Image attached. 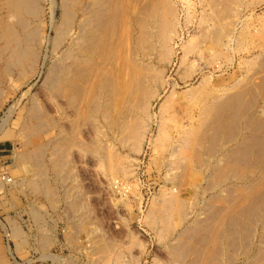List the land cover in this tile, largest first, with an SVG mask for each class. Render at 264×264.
Returning <instances> with one entry per match:
<instances>
[{
    "label": "bare ground",
    "instance_id": "bare-ground-1",
    "mask_svg": "<svg viewBox=\"0 0 264 264\" xmlns=\"http://www.w3.org/2000/svg\"><path fill=\"white\" fill-rule=\"evenodd\" d=\"M220 1L207 7L209 15L206 13L205 19L210 20L209 31L206 27V31L199 32L203 41L209 39L210 50L206 51L211 52L213 60L227 59V50L237 56L253 45L258 35L264 43V26L252 34L239 20L236 7L240 1ZM260 2L264 0L257 4ZM47 4L48 23L44 17ZM57 9L61 12L59 18L56 17ZM0 10L7 18L3 21L0 16L1 75H11L15 71L17 81L26 84L41 74L46 60L50 61L43 81L47 106L32 104L26 116L32 123L21 127L20 136L16 134L22 151L15 153V160L26 172L23 179L29 193L41 195L48 202L55 200L44 181L47 166L42 158L46 151H50L51 156L47 165L55 175L64 174L68 154L75 148L96 159V165L104 170L110 183H114L115 177L126 174L125 161L128 163V159L113 154L112 147L100 141L104 134L102 128L119 144L139 152L150 129V118H153L149 112L151 103L162 100L157 137L153 140L156 151L168 149L172 165L180 173H173L171 181L168 180L172 184L164 187L160 199L151 205L146 223L158 229L154 231L164 243L167 257L173 264H223V260L229 264H264V54L252 59L257 67L255 73L261 74L241 72L229 88L211 87L210 76H201L197 85L186 84L182 98L191 106L185 107L188 121L184 125L174 116H164L176 96L177 85L171 84L170 92L165 94L163 64L170 63L176 44L169 45L173 37H178V17L172 0H0ZM49 29L53 37L47 36ZM44 43L47 51L40 64ZM193 46L195 44L190 42L180 47L186 54ZM255 75H260L258 82L253 78ZM259 100L262 102L257 109ZM16 105L2 118L0 130L8 124ZM86 125L92 132L91 145L81 140ZM171 125L177 135L173 138L169 135ZM39 139H45L46 143L38 145ZM194 165L208 173L206 188H209L210 197L205 203L208 214L189 221L190 213L185 210L188 206H184L187 201L183 204L180 193L183 186L197 188L191 183L197 173ZM31 176L36 178L37 184L32 183ZM119 185L124 190L121 188V193L116 188V191L123 195L127 187ZM76 199H70L71 208H68L79 209ZM85 224V220L79 223L78 218V235L90 231ZM92 239L87 240V245L93 252H99L102 242L100 246L95 242H100L101 238ZM111 247L109 251L113 250ZM100 252L96 255H102ZM113 256V261L104 259L106 264H127L119 254ZM0 264H7L1 246Z\"/></svg>",
    "mask_w": 264,
    "mask_h": 264
},
{
    "label": "rangeland",
    "instance_id": "rangeland-1",
    "mask_svg": "<svg viewBox=\"0 0 264 264\" xmlns=\"http://www.w3.org/2000/svg\"><path fill=\"white\" fill-rule=\"evenodd\" d=\"M56 1L59 2V0ZM172 1L175 4L178 17L176 26L178 37H173L169 45L173 47V45L176 44L174 45V50H172L173 55L170 63L166 61L165 65L163 64V69L165 70L163 80L166 81L164 85L165 94L170 92L169 90L173 86H171V84L177 85L175 88L176 96L174 95L175 98L170 103L171 107L169 106L168 115L164 114V116H174L173 118L176 121L187 125L188 120H186V114L188 109L186 110V108H190L191 105L182 98L183 92L187 88L186 84L194 86L201 81V76H210V78H212L211 81L209 80V82H211L210 86L212 85L215 89L229 88V86L234 84L242 75L241 72L250 74V71L251 74L253 73L252 75L261 74L255 73L257 67L253 64L252 59L254 58L255 60V55L264 54V43L261 37V40H259L258 35L256 39L258 37L257 40L259 41L255 39L253 45H250L246 50L238 53L237 56L235 53L233 54V52L231 53L230 50H227V52L229 51V53L226 54L227 59H219V61L218 59L217 61L213 60L211 52L206 51L208 49L210 50L209 39L203 41L199 32L206 31V27H208L207 30L209 31L210 20L209 18H207V20L205 19V17L209 15V9H207V7L210 8L212 3L216 0ZM237 1H240L238 2V5L239 3L241 5L238 6L239 8L233 3L230 5L237 8L239 20L242 21L243 25L247 27L252 34H255L264 26V2L257 4L259 0ZM209 2L211 5H209ZM252 2L253 4H251ZM219 3H221L220 0L215 2V4ZM48 7L47 4L44 13L47 23L49 21V14H47ZM239 9H241L240 13ZM60 13V10L57 9V18L60 17ZM0 16L3 18V21H7L6 15L2 13L1 10ZM203 17L206 20L203 19L204 22L201 21ZM30 24L35 23L30 21ZM33 28H35L34 25ZM47 36H54L51 29L48 30ZM190 42L195 44V47L193 46L194 48L184 54L180 46L188 45ZM44 48L46 50H44ZM46 51L47 45L44 43L41 46L42 60H40V64L43 63V57ZM181 58L183 59L181 60ZM259 59L263 60V57H258V60ZM220 61H222L221 65ZM49 67L50 61L46 60L41 74L38 77L31 78L26 84H23L24 82L17 81V73L15 71L11 75H1V71L3 70L1 69L0 63V122L2 118H5L9 114V109L17 104L15 110L10 115L8 124L5 125L3 130H0V246L3 249L7 264H15L14 262H16V264H106L105 261L107 260L111 259L110 261H113L115 258L113 255L115 253L119 254L121 259L127 264H165V262L166 264H173L169 256L167 257L164 243L157 237L158 229L156 226L153 227V225L152 229L151 225L147 224L148 222L146 219L147 213L151 210V205L157 203L160 199L163 189L165 190L164 187H169L174 174L180 173L175 169L174 165H172L173 158L169 154L168 149L164 147L156 151L155 147L158 123H160L159 117L161 115V113L159 115V106L162 100H153L151 103L149 112H151V117L153 118H150V129H148L146 140L139 152H133V150L129 148L130 146H125L127 148L125 149V147L119 144L116 138L113 137L111 133H108L105 128H102L104 131L100 129L104 133L100 141L103 144L106 143L105 145L107 146L110 145L109 147H112L110 151L113 152V154L125 157L124 160L128 159V163L125 161L126 174L115 177L116 182L110 183L104 170L96 165V159L90 157L91 155L89 154L83 155L75 148H72L71 151L69 150L70 153L67 151L69 153H67L69 164H66V169H64L63 172L64 174L55 175L51 166L48 167L47 165L51 156L50 151H46L42 158L43 164L47 166L45 167L44 181L47 182V185L52 190L55 200L48 202V200L41 195L29 193L26 187L27 184L25 185L24 181L26 172H24L25 170L22 167L17 165V161L15 160V153L22 151L21 145L16 142V138L22 133L21 127L32 123L31 120L26 117L29 109L33 106L32 104H39L42 107L47 106L43 81ZM186 67L189 69H187V72H184ZM259 76L260 75L253 76V78L256 77L254 78L255 82H258ZM13 81H17L15 82L16 85ZM1 82L3 84H1ZM16 86L18 87L16 88ZM167 96L164 95V97ZM180 98L181 101L179 100ZM184 101L187 102V105ZM261 102V100L257 102V109L260 108ZM193 108L192 110L195 112L196 108H194L195 110ZM100 125L101 124H99V126ZM83 130L81 140L91 145L93 143H91L93 137L91 138L92 132L90 131V127L86 125L83 127ZM169 131V135L171 134L170 137L173 138L177 136L175 128H173L172 125L169 127ZM51 136L52 135H50V137ZM67 136L70 135L67 134ZM117 137L120 138V136ZM153 138L155 140H153ZM40 143L44 145L46 140L39 139L37 144L41 145ZM152 143H154V145H152ZM77 152L78 154H76ZM195 167L198 168L199 166L194 165V171L199 175L195 173L196 177H194L191 183H193L192 186L196 184L197 190L194 188L195 186H183L181 187L182 191L180 193V198L184 201L183 204L187 201V205L185 203L184 206L189 207L185 209L186 212L188 211L187 213H190L189 221L191 218H193V220L196 218L202 219L208 214L205 203L210 197L209 188H206L208 181L206 180L208 179L206 176L208 173L201 167L198 169ZM3 176L5 177L4 179ZM7 178H10L9 182ZM30 179L34 181L32 182L34 185L38 183L33 176H31ZM121 180L124 183L120 182ZM115 183H117V185H115ZM119 184H121V186L124 184L126 185L127 188L124 193L126 197H123L124 194H120V192L122 193L121 188L123 187H120ZM116 188H119L121 191H116ZM72 198H78L76 199L79 205L78 210L70 209V199ZM78 218L79 223L81 220H85V225L89 226L87 227L90 231H84L86 236L83 233H81V235H78L79 232L77 233L78 230L76 226L78 224ZM84 229L87 230L86 226ZM156 229L157 231H154ZM96 236L99 239L101 238V241L99 240L100 242H94L97 244L102 242L101 246L99 244V252L101 251L100 253H102V255H96L99 252L97 250L95 251L96 253L93 252L89 244L87 245V240L92 238V240H95L97 238ZM98 238L96 240H98ZM41 239L46 240V243L43 244ZM92 240H90V242ZM109 245L112 246L111 248L113 249H110L111 252L108 249V247H110ZM104 249H106V251ZM107 249L112 255L109 254ZM8 250H10L11 253ZM104 251L108 254L106 255ZM222 262L223 264H229L228 261L225 260Z\"/></svg>",
    "mask_w": 264,
    "mask_h": 264
},
{
    "label": "built area",
    "instance_id": "built-area-1",
    "mask_svg": "<svg viewBox=\"0 0 264 264\" xmlns=\"http://www.w3.org/2000/svg\"><path fill=\"white\" fill-rule=\"evenodd\" d=\"M5 177L3 176V179H4ZM7 181L9 182L10 181V178H7Z\"/></svg>",
    "mask_w": 264,
    "mask_h": 264
}]
</instances>
